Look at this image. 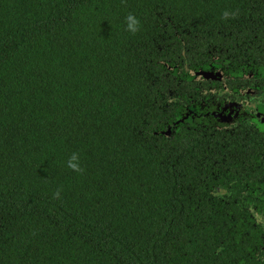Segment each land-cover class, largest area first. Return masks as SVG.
I'll return each instance as SVG.
<instances>
[{
    "label": "trees",
    "instance_id": "obj_1",
    "mask_svg": "<svg viewBox=\"0 0 264 264\" xmlns=\"http://www.w3.org/2000/svg\"><path fill=\"white\" fill-rule=\"evenodd\" d=\"M218 69L264 78V0H0V264H257L251 133L180 124Z\"/></svg>",
    "mask_w": 264,
    "mask_h": 264
},
{
    "label": "flooded vegetation",
    "instance_id": "obj_2",
    "mask_svg": "<svg viewBox=\"0 0 264 264\" xmlns=\"http://www.w3.org/2000/svg\"><path fill=\"white\" fill-rule=\"evenodd\" d=\"M208 72L211 73V78L196 81L199 84L200 100L208 97L214 106L213 110L205 105V112L189 111L180 124L188 118L200 120L207 117L218 120L219 124L216 128H207L212 131L210 136L218 134V138H222V134L239 135L243 130L251 133L254 146L251 152L246 153L250 159L246 156L242 161L239 166L241 172L236 169L237 162L231 161L235 165L231 170L234 176L233 181H229L226 186L224 196L229 195L234 206L248 207L252 212L250 227L253 232L252 236L247 233L248 242L252 241L255 245L256 263L264 264V78L258 72L249 70H243L235 76L222 69ZM193 90L197 88L193 87ZM190 98L193 99L192 96ZM195 101L192 100V103ZM214 113L222 117L215 116ZM185 127L188 128L189 125Z\"/></svg>",
    "mask_w": 264,
    "mask_h": 264
},
{
    "label": "clouds",
    "instance_id": "obj_3",
    "mask_svg": "<svg viewBox=\"0 0 264 264\" xmlns=\"http://www.w3.org/2000/svg\"><path fill=\"white\" fill-rule=\"evenodd\" d=\"M232 14L225 11L223 13V17L225 19H228ZM125 22H126V31L132 33V34H136L137 32L140 31L141 29V24L139 19L132 13H129L126 17H125ZM67 167L70 168L72 171L74 172H78V173H82L83 169L80 165V157L78 153H73L70 158L67 161ZM61 195V190L58 189L54 194H53V198L54 199H59Z\"/></svg>",
    "mask_w": 264,
    "mask_h": 264
},
{
    "label": "water",
    "instance_id": "obj_4",
    "mask_svg": "<svg viewBox=\"0 0 264 264\" xmlns=\"http://www.w3.org/2000/svg\"><path fill=\"white\" fill-rule=\"evenodd\" d=\"M194 75H196L197 77L199 78H211L212 75L210 72H207V71H199L197 73H193ZM215 116H219V117H222V115L220 114H216L214 113ZM165 135H170L171 133V128H169L166 132H163Z\"/></svg>",
    "mask_w": 264,
    "mask_h": 264
}]
</instances>
